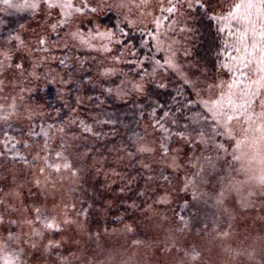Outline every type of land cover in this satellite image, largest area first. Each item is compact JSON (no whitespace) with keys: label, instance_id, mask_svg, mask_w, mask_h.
<instances>
[{"label":"trees","instance_id":"obj_1","mask_svg":"<svg viewBox=\"0 0 264 264\" xmlns=\"http://www.w3.org/2000/svg\"><path fill=\"white\" fill-rule=\"evenodd\" d=\"M11 2L19 5L24 0ZM206 2L218 12V5L228 0ZM172 3H178L179 10L174 14L160 11L159 27L156 23L135 26L112 8L85 11L79 20L80 15L75 16L68 24L76 22L87 35L100 28L114 33L111 40L91 48L94 57L88 59L85 49L76 54L72 44L59 45L68 32V24L59 23L62 18H52L47 10L8 7L0 0V80L19 74L26 92L25 98L0 105V198L25 184L30 192L22 195L20 204L27 213L34 210L35 220L27 236L19 238V227L9 212L12 203L9 208L0 206L4 217L0 221L8 220L0 229L6 241V249H0V264L19 256L16 247L27 252L31 264L57 260L73 264L72 258H78L73 255L75 242L66 232L69 221L84 227L85 236H78L85 239L84 257L93 251L105 258L119 246L130 248L132 242L138 245L131 249L136 256L143 251V209L149 201L165 203L162 197L168 191L174 189L175 199L162 207L172 208L178 230L171 231H178L179 236L218 231L224 211L220 193L236 182L264 191V185L252 178L258 168L264 173V141L256 131L259 121L250 127L246 118L233 120L229 125L233 139L204 103L222 94L227 100L226 83L233 73L222 65L229 62L228 53L238 54L231 46L225 51L229 37L209 19L211 8L205 11L196 6V0ZM34 23L41 32L34 39L37 55L32 56L27 42ZM47 53L55 56L53 60L31 73L32 61ZM169 56L174 67L166 63ZM246 71L247 76L235 74L245 85L248 77L257 78L255 67ZM135 81L144 83L142 92L133 90ZM233 91L239 94L238 89ZM254 99L258 114L264 93ZM24 105L40 110L24 115ZM245 135V144L237 149L236 140ZM142 144L151 151H141ZM168 151L179 153L182 164L157 161L159 154L163 157ZM145 156L149 163L143 164ZM65 162L71 167H63ZM36 166L43 179L24 182ZM7 171L19 173L8 179ZM51 191L63 200L59 204L67 205V214L46 211L43 197ZM135 207L142 210L138 221ZM52 222L58 227H47ZM18 238L22 243L16 244ZM19 260L30 263L23 256ZM132 261L143 264V257Z\"/></svg>","mask_w":264,"mask_h":264},{"label":"rangeland","instance_id":"obj_2","mask_svg":"<svg viewBox=\"0 0 264 264\" xmlns=\"http://www.w3.org/2000/svg\"><path fill=\"white\" fill-rule=\"evenodd\" d=\"M172 1L173 0H171V2ZM90 2L93 4L98 3L100 5L98 11H102L104 9L106 10L107 8L116 9L121 13L122 16L125 17V19L135 26H143L154 23V20H157L159 16L160 5L163 4L168 6L169 4V0H149L147 7H137V5L140 3V0H90ZM121 4H124L125 6L121 7ZM46 10L47 9L42 8L40 13H44ZM48 11L52 13V18H62L58 14L57 10L53 9L47 10V12ZM81 18V15L77 17L78 20ZM67 27L68 32L65 38L61 40V44L59 45H61V47H65L66 45L72 44L76 54L77 51L85 49L90 53L87 55L88 59H92L94 57L91 48L97 47L104 39H107L105 36L99 34L105 33L100 27L97 32L89 33L88 35L87 33H83L78 30L76 22L71 25L68 24ZM38 31V26L34 23L28 32L29 41L27 42V45L30 47L29 52L31 55H37V51H35L33 48L34 39L37 41V34L41 32ZM78 31L82 34L84 39L89 41V43H84L80 38L73 37L72 33ZM103 49L107 53L105 46ZM75 53L73 54L74 57H76ZM53 57L55 56L49 53L44 55L41 60L37 57V59L32 61L33 63L30 68V72L36 74L39 67L43 63L51 62ZM46 70L47 68L45 67V71ZM38 75L41 77L40 74ZM1 77L0 105L7 104L12 98L26 97V92L22 90L23 88L20 82L19 74H17V77L15 75H5ZM22 92H24V96L21 95ZM22 110L23 114L25 115L26 113L31 114L32 110L39 111L40 108L39 106L24 105V109ZM18 115L20 114L18 113ZM152 154L155 155L156 151ZM147 160L148 158L145 156L143 158V164L149 163L146 162ZM157 161L160 163H168L171 166H176L178 164H182L183 158L179 155V153L175 154L174 152L168 151L163 155V157H160L159 154ZM143 164L141 163L140 165ZM151 166H153V162ZM252 170L256 171L257 169ZM17 173L19 172L13 173L11 171H7V178L10 179L11 174L17 175ZM262 173V167L261 169L258 168L256 176L252 174V178L257 180V178ZM42 179L43 178L41 176L40 169L38 166H36L33 171L29 172V175L24 179V182L34 180L41 181ZM236 183L237 185L234 187L231 186V188L228 187V191L223 192V196H220V199L223 201L224 211L223 220L217 225L219 230L214 233L212 232L205 234L203 236H179L178 231L177 233L172 232L175 229L178 230V225L173 223L174 217L170 212L172 208L162 206L166 204V201H169L170 203L174 201V189L163 195L162 198L165 201L163 200L162 202L165 203H161V201H157L156 203L149 201L147 203L149 207L143 209V251L141 253H136V256L132 253L131 249L134 250V248L138 247V245H136L135 242H132V244L129 245L130 248L125 249L124 246H119L113 251H110L108 255L105 256V258H100L99 253L97 254L93 251L88 252L84 257L85 239L78 237L85 236V230L83 229L84 227L82 225L80 226L78 221H69L66 223V232L70 236V239L75 242V252L73 255L80 259L78 260L72 258L74 261L73 264H139L132 260L140 258L141 256L143 257V264H264L263 188L255 186L258 190H260L256 191L251 188L246 189L247 187L245 184L243 185V183ZM23 185L24 187H20L18 190L14 189L15 191L12 193L8 192L3 198H0L1 207L8 205L9 208L10 203L13 205L11 206V211L9 212H11L13 215V219L15 218V224L17 227H19V238L28 233L35 224V220L32 217L34 210H30L29 214L26 212V210L24 211L23 206L20 204L23 201L22 195L25 197V193L30 192L27 191L26 185ZM32 188L31 191L33 190ZM41 191H37V193L41 195ZM58 198L59 195L52 191L45 194L42 202L44 204V208L46 211L50 210L54 212L56 210L58 215L67 214V205H65V203L59 204L63 200ZM27 201L31 200L29 199ZM15 210L16 212L12 213ZM135 212H138L137 216L135 217V220L138 221L142 210H138L137 207H135ZM0 217L3 216L0 215ZM7 221V219H4L2 222L0 221L1 230L3 229L4 223H7ZM9 226L15 227L14 224ZM9 226L7 225L6 230H9ZM171 229L173 230L171 231ZM127 232H131L130 228H127ZM2 233H0V242H2L0 249L4 251L6 249V241L3 239ZM19 238L16 239V244L22 243ZM16 248L18 250L19 256H11L7 261H13L14 264H21L19 259L21 256H23L26 261L30 262V257L27 252L20 247ZM22 264H31V262H23ZM37 264L41 263L38 262ZM54 264L62 263L57 260Z\"/></svg>","mask_w":264,"mask_h":264},{"label":"snow or ice","instance_id":"obj_3","mask_svg":"<svg viewBox=\"0 0 264 264\" xmlns=\"http://www.w3.org/2000/svg\"><path fill=\"white\" fill-rule=\"evenodd\" d=\"M8 7H18L29 9L34 12L40 11L42 8L47 10H57L62 17L60 24L67 25L75 16L84 15L85 11L96 13L100 5L93 4L90 0H24L22 4H14L11 0H4ZM149 0H140L137 7H147ZM124 7V4L120 5ZM196 6L209 12V19L214 20L219 27V31L226 32L229 41L225 42V51L229 46L232 47L238 55L232 56L228 53L229 62L224 63L222 67L228 72L233 73L230 82L226 83L227 100L225 101V94H222L218 99H209L204 101L208 111L212 113L213 119L217 124L223 121V126L226 129V134L233 136V130L229 125L233 120H239L242 117L246 118L250 127L259 121L256 131L260 133V140L264 141V104L260 105V112L257 114L253 105L256 103L255 97L258 94L264 93V0H228L226 4L220 3L218 6L221 11H216V8L207 3L206 0H196ZM188 7H193L189 4ZM179 10L178 3H172L169 0L168 6L160 5V11L174 14ZM157 27L160 26V21L154 20ZM55 27V26H54ZM111 40L114 33L106 32L99 33ZM74 38H80L82 42L89 43L84 39L82 34L78 32L72 33ZM41 43H44L41 40ZM110 50V49H109ZM169 67H174V61L171 56L166 60ZM255 67V75L257 78L253 80L248 77V84L245 85L243 80H238L235 76L239 73L240 76H247L248 69ZM221 87L225 86L222 82ZM160 87H165L161 84ZM132 88L135 91L142 92L144 84L142 81H135L132 83ZM233 89H238L239 94ZM225 105H227V110ZM255 117V119H254ZM90 131V129H88ZM203 137V134H201ZM235 139V136H233ZM247 136H242L236 140V147L240 149L245 144ZM141 151H151L149 148H141ZM59 155V154H58ZM239 160L240 157L236 156ZM264 163V157L261 160ZM56 170L60 169V165H54ZM63 167L70 168L71 165L67 162ZM260 185H264V174L257 178ZM223 196V192L220 193ZM49 228L58 227L54 222L47 225ZM6 264H14L13 261H6Z\"/></svg>","mask_w":264,"mask_h":264}]
</instances>
